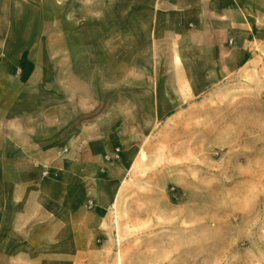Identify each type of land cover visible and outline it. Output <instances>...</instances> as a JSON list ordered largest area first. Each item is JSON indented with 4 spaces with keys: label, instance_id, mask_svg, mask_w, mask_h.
Segmentation results:
<instances>
[{
    "label": "crops",
    "instance_id": "0c3cea01",
    "mask_svg": "<svg viewBox=\"0 0 264 264\" xmlns=\"http://www.w3.org/2000/svg\"><path fill=\"white\" fill-rule=\"evenodd\" d=\"M45 2L0 0V264H76L93 253L83 211L71 209L74 190L96 182L105 157H122L130 106L144 99L92 100L82 74H105L106 85L120 74L121 89L137 74L136 88L150 93L162 79L224 77L264 54V22L253 14L264 0H70L68 20L65 0H52L55 17ZM42 198L47 226L65 208L63 225L50 227L62 240L18 239L17 202Z\"/></svg>",
    "mask_w": 264,
    "mask_h": 264
},
{
    "label": "rangeland",
    "instance_id": "374dc122",
    "mask_svg": "<svg viewBox=\"0 0 264 264\" xmlns=\"http://www.w3.org/2000/svg\"><path fill=\"white\" fill-rule=\"evenodd\" d=\"M69 1L65 20L73 13ZM51 2L44 12L55 17ZM253 14L264 22V7ZM183 75L159 79L161 88L143 93L137 74H129L127 89L116 82L120 74H110V85L105 74H82L81 92L92 100L124 93L144 101L130 106L122 157L117 149V156L104 158L94 184L75 187L71 209L83 211L93 251L76 264H264V54L224 77ZM88 191L100 198L93 201ZM46 204L43 198L17 202L18 239L62 240L50 227L63 225L57 215L65 208L55 207L47 226Z\"/></svg>",
    "mask_w": 264,
    "mask_h": 264
},
{
    "label": "built area",
    "instance_id": "2783aa9c",
    "mask_svg": "<svg viewBox=\"0 0 264 264\" xmlns=\"http://www.w3.org/2000/svg\"><path fill=\"white\" fill-rule=\"evenodd\" d=\"M115 155L117 156L118 154L116 153Z\"/></svg>",
    "mask_w": 264,
    "mask_h": 264
}]
</instances>
